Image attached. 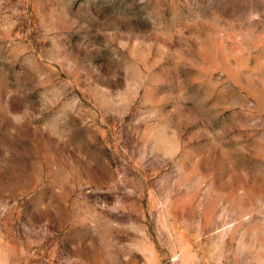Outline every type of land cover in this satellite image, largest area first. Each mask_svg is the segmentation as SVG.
<instances>
[{
  "label": "rangeland",
  "instance_id": "374dc122",
  "mask_svg": "<svg viewBox=\"0 0 264 264\" xmlns=\"http://www.w3.org/2000/svg\"><path fill=\"white\" fill-rule=\"evenodd\" d=\"M0 264H264V0H0Z\"/></svg>",
  "mask_w": 264,
  "mask_h": 264
}]
</instances>
